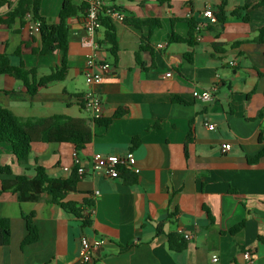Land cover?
<instances>
[{"label":"crops","instance_id":"obj_1","mask_svg":"<svg viewBox=\"0 0 264 264\" xmlns=\"http://www.w3.org/2000/svg\"><path fill=\"white\" fill-rule=\"evenodd\" d=\"M64 1L42 0L41 16L58 24ZM105 1L121 9L125 18L158 19L162 27L146 41L148 26L115 22L118 60L108 46H100L99 58L111 74L94 86L106 104L104 117L97 120L102 123L92 120L79 102L87 90L84 67L92 54L82 44L86 9L68 21L69 70L64 81L30 95L21 81L0 75V107L23 119L83 118L93 130L84 150L69 143H36L25 164L18 163L11 146L0 143V193L3 181L34 178L37 166L51 178L68 179L77 154L89 172L66 202L85 211L83 203L89 200L95 208L85 224L50 203L47 194L36 203L0 194V220L11 227L10 244L0 247V264H85L83 237L103 242L91 264H248L246 252L254 264H264V117H259L264 109V44L256 42L264 28V7H254L261 0ZM21 2L6 0L0 7V55H8L13 66L23 63L40 79L61 67L63 58L59 52L35 53L41 38L31 30L32 10L21 15ZM208 5L217 13L224 6V24L203 16ZM245 5L250 8L242 16L248 15L249 22L230 16ZM191 21L200 28L194 33L197 44L171 43L172 34L189 38ZM96 38L103 42L104 29ZM141 45L150 49L141 52ZM165 74L171 76L160 77ZM210 91V102L196 99V94ZM224 144L232 145L229 152H223ZM129 153L139 169L132 173L136 183L128 184L124 175L111 179L91 174L94 155ZM256 157L257 162L250 161ZM6 166L11 171L1 172ZM31 215L39 239L24 246L25 216ZM170 235L185 241L186 248L173 250Z\"/></svg>","mask_w":264,"mask_h":264},{"label":"trees","instance_id":"obj_2","mask_svg":"<svg viewBox=\"0 0 264 264\" xmlns=\"http://www.w3.org/2000/svg\"><path fill=\"white\" fill-rule=\"evenodd\" d=\"M6 0H0V7ZM42 0H22L20 4L21 15H25L30 9L33 12L34 20L40 22V38L42 46L40 49L34 50L38 55H52L59 52L62 55L63 61L61 67L55 69L50 75L38 79L36 71L27 70L22 63L20 66H13L8 55H0V75H9L21 81L27 88L30 95H36L40 89L53 84L55 82L64 81L68 73V21L78 16L87 7L86 4L79 6L75 0H65L60 12V22L51 24L46 18L40 14ZM255 8L264 7V0H261L254 6ZM249 5L236 9L230 14L231 17L242 18L244 22H249L248 15L242 16V11H247ZM118 9V8H117ZM122 12L121 9H118ZM217 15V20L224 24L228 18L222 6ZM14 16V15H13ZM103 29L104 40L100 46H108L109 53L113 56L115 63L118 60L119 43L117 38V30L115 22L105 14L100 17ZM125 23L138 29L144 26L149 27V35L144 40L149 41L154 30L161 28V21L154 20H139L134 17L125 18ZM190 24L189 38H183L177 34L170 36L171 43H185L191 47L197 44L195 31L197 25L192 21ZM143 40V41H144ZM256 42L264 44V28L260 29L259 36ZM150 48L147 45H141L140 51H147ZM187 59L192 61V54H188ZM181 102V99H175ZM82 106V105H81ZM83 107V106H82ZM84 108V107H83ZM120 114H117L118 117ZM259 117H264V109L260 111ZM99 122V121H97ZM102 123V122H99ZM107 123V122H106ZM105 123V124H106ZM93 140V130L86 119L72 118L64 115H56L49 118H19L10 110L0 107V143L11 146L14 156L18 163L25 164L29 160L32 147L36 143H69L75 145L78 151L84 150ZM139 141L134 140V145H138ZM259 157L252 158L251 162H257ZM78 166H75L71 176L68 179L51 178L44 167H36V176L29 178L27 176H19L12 181H3L0 194L11 193L15 195L20 203L25 202H40L43 195L49 196L48 201L59 206L66 212L83 218L85 224L89 223L88 218L83 217V207L75 202H66V198L70 193L77 192V186L82 178L78 174ZM10 166L1 169L3 173H9ZM126 182L128 184L136 183V177L130 171H123ZM83 206L94 207V203L85 200ZM28 228V236L23 242L24 246L34 244L38 241V230L33 224V215L25 216ZM244 223L236 226L231 230L234 234L238 232ZM162 226L159 227V232H162ZM169 241L171 248L175 251H182L186 248V242L180 241L177 235H170ZM11 242V227L7 220H0V247L8 246Z\"/></svg>","mask_w":264,"mask_h":264},{"label":"built area","instance_id":"obj_3","mask_svg":"<svg viewBox=\"0 0 264 264\" xmlns=\"http://www.w3.org/2000/svg\"><path fill=\"white\" fill-rule=\"evenodd\" d=\"M86 4V16L84 18L83 27L84 32L82 35L83 46L90 48L92 54L88 57L84 67V77L86 80L87 90L79 98V102L88 111L92 120L97 121L104 117L106 111V104L103 98L94 90V86L100 85L111 74L109 66L99 58L100 43L97 40V33L103 29L100 17L105 14L110 17L114 22H124L125 15L116 7L110 5L105 0H84ZM217 11L211 6H206L203 11V16L210 22L217 21ZM40 22L35 21L31 26L33 34L40 33ZM200 28L197 27L196 30ZM171 74L160 76L161 78L170 77ZM196 99L200 102L207 103L213 99V92H204L196 94ZM210 130L215 129V125L206 123ZM232 148L231 144H224L222 146L223 152H229ZM75 166H78V174L81 178L85 177L89 170L83 166L82 161L77 154L74 155ZM123 171H130L131 173H139V169L135 166V157L132 153L127 155H103L96 154L92 157L90 172L93 175H102L111 179H119L123 175ZM94 207H87L83 212L84 218H89L93 212ZM190 239V235L185 236ZM103 242L89 237H83L80 241V249L82 252V259L85 264H91L97 258L100 247ZM244 258L248 264H254L255 260L250 252L244 254ZM213 262L219 261L217 256H213Z\"/></svg>","mask_w":264,"mask_h":264},{"label":"rangeland","instance_id":"obj_4","mask_svg":"<svg viewBox=\"0 0 264 264\" xmlns=\"http://www.w3.org/2000/svg\"><path fill=\"white\" fill-rule=\"evenodd\" d=\"M83 114H84L85 117H88V114L87 113L84 112Z\"/></svg>","mask_w":264,"mask_h":264}]
</instances>
